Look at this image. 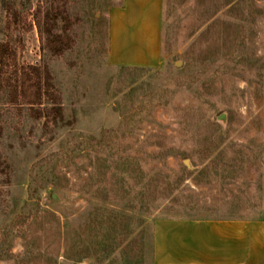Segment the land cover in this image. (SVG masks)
Segmentation results:
<instances>
[{
    "label": "rangeland",
    "instance_id": "obj_1",
    "mask_svg": "<svg viewBox=\"0 0 264 264\" xmlns=\"http://www.w3.org/2000/svg\"><path fill=\"white\" fill-rule=\"evenodd\" d=\"M119 2L0 0L10 61L49 82L34 107L0 88V264H152L157 218L264 212V0H164L152 68L109 62Z\"/></svg>",
    "mask_w": 264,
    "mask_h": 264
},
{
    "label": "crops",
    "instance_id": "obj_2",
    "mask_svg": "<svg viewBox=\"0 0 264 264\" xmlns=\"http://www.w3.org/2000/svg\"><path fill=\"white\" fill-rule=\"evenodd\" d=\"M164 0H120L108 11V60L162 63ZM218 217H162L153 224L152 264H264V212L248 205Z\"/></svg>",
    "mask_w": 264,
    "mask_h": 264
},
{
    "label": "trees",
    "instance_id": "obj_3",
    "mask_svg": "<svg viewBox=\"0 0 264 264\" xmlns=\"http://www.w3.org/2000/svg\"><path fill=\"white\" fill-rule=\"evenodd\" d=\"M113 6V5H112ZM53 14L52 6L46 9V19L44 23L40 19H37V27L40 34L43 30V25H49L50 37L48 42L50 47L55 53H60L64 50L66 41L59 34L52 33V23H54L55 18L51 17ZM52 22V23H51ZM108 22V20H107ZM14 52L11 48L10 41L0 43V88L3 87V82H8L12 87L13 100H20L22 103L27 104L31 107L35 105H44L46 92L48 88L46 87L48 82V73L46 69L41 65H20L13 64L10 60L13 59ZM14 67V76L12 79L5 78V68ZM122 68H127V66H121ZM152 68V67H149ZM2 89V88H1ZM53 120L57 122L70 123V120H65L61 107L55 106Z\"/></svg>",
    "mask_w": 264,
    "mask_h": 264
},
{
    "label": "water",
    "instance_id": "obj_4",
    "mask_svg": "<svg viewBox=\"0 0 264 264\" xmlns=\"http://www.w3.org/2000/svg\"><path fill=\"white\" fill-rule=\"evenodd\" d=\"M56 196H54V198H55Z\"/></svg>",
    "mask_w": 264,
    "mask_h": 264
}]
</instances>
